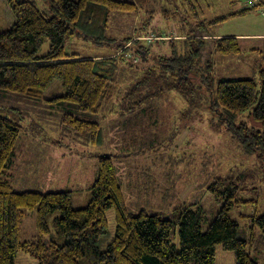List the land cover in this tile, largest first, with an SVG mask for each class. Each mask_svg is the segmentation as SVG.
<instances>
[{
	"label": "trees",
	"instance_id": "trees-1",
	"mask_svg": "<svg viewBox=\"0 0 264 264\" xmlns=\"http://www.w3.org/2000/svg\"><path fill=\"white\" fill-rule=\"evenodd\" d=\"M46 1L48 11L44 12L31 0H7L13 22L0 31V93L12 92L37 100L55 79H60L66 92L48 100L71 102L81 112L79 115L63 114L62 126L86 136L90 143L100 145L104 141V133L99 117L117 93L116 78L122 65L127 64L128 51L133 47V55L136 54L140 62L152 60L148 47L143 43L134 47L151 34L141 27L136 29L135 37L126 35L117 39L107 34L110 17L115 11L136 13L147 0ZM173 1L175 7L179 5L184 10L186 19L196 21L197 28L193 26L180 35L166 33L154 36L153 39L169 40L171 48V53L161 56L157 65L169 79L168 85L179 91L190 105L194 103L191 97L197 94L198 84H208L210 80L214 62L212 53L239 54L240 38L213 37L215 34L205 28L201 19H206L210 11L208 0ZM261 7H264L263 0L259 4L242 7L238 12L218 16L210 23H219L228 16L245 14ZM169 16L166 11V17ZM75 34L115 50L89 57L68 53L67 40ZM45 40L49 42L48 51L40 54ZM148 68H145L146 72L151 71ZM260 78V88L254 78H221L211 106L222 108V119L240 130L238 134L250 149L260 150L259 156L264 162V130H253L244 123L236 127L233 122L256 103L250 114L255 122L264 126V68L260 71ZM170 89L155 90L164 92ZM144 90L137 86L130 88L120 99L116 112L119 113L118 121L127 123L123 124L124 128L134 126L137 129L141 125L134 115L127 117L130 110L123 104L127 102L129 108H134L140 101L125 99ZM123 117L128 118L126 122L121 121ZM22 130L18 120L0 114V264H15L19 251L30 254L37 264H215L218 245L234 252L236 264H259L251 256L248 244L252 241L255 226L264 231V212L250 216L251 237H240L239 223L230 216L231 209L241 201L237 198L241 188L234 180L220 177L208 186L217 199L225 201L207 229L203 230L206 216L202 207L181 205L174 207L169 215L146 209L136 213L130 211L113 156L98 153L97 175L90 199L84 206L75 207L69 190L43 192L16 191L13 188L11 165ZM110 208L115 211L114 236L101 249L99 244L107 234V210ZM33 209L38 212L40 234L21 241L19 220L25 211ZM55 210L61 211L56 218L58 234L55 239L46 241L43 238L49 232L46 217ZM175 227L180 238L179 249L171 243Z\"/></svg>",
	"mask_w": 264,
	"mask_h": 264
},
{
	"label": "rangeland",
	"instance_id": "rangeland-1",
	"mask_svg": "<svg viewBox=\"0 0 264 264\" xmlns=\"http://www.w3.org/2000/svg\"><path fill=\"white\" fill-rule=\"evenodd\" d=\"M31 1H34L40 10L48 11L46 0ZM207 2L211 7L210 11L206 19L203 17L201 19L205 23V28L215 34L213 37L240 38L241 52L236 55L212 53L214 62L210 69V80L208 84H198L197 94L191 97L194 103L190 105L179 91L168 85L169 79L157 65L161 56L171 53L170 41L153 39V37L166 33L180 35L196 26V21L186 19L184 10L179 5L175 7L173 0H147L136 13L115 11L111 14L108 35L117 39L126 35L135 37L136 29L140 30L141 27L151 34L146 40L134 44V47L143 43L148 47L152 60L140 62L139 57L133 55L135 52L133 47L128 51L130 54L126 55L127 64L122 65L118 72L119 77L116 78L117 93L106 105L99 119L105 118V123H112L119 101L124 98L125 92L136 86L145 89L143 99V95L135 96V94H130L125 99V101H140L138 106L140 115L135 120H139L141 125L137 135L135 133L133 141L128 145L126 153L129 154L113 151L114 155L121 159L128 155V159L123 160V164L128 162L139 164L140 161L137 159L144 155L148 157L150 163L145 170L132 166L128 170L129 175H121L129 176L131 181L130 185L121 181L127 208L134 213L146 209L148 212L169 215L174 207L181 205L202 207L206 216L202 227L206 230L225 201L223 198L217 199L209 191L208 186L217 178H229L237 182L241 188L237 195L241 201L231 209L230 216L239 223L240 237L248 239L251 237L250 216L264 212V162L259 156L260 150L250 149L238 134L240 130L235 129L226 119H222V108L220 106L213 108L211 101L216 93L217 82L221 78H254L260 88L262 84L260 71L264 68V7L245 14L228 16L222 22L211 24L212 19L238 12L248 4L246 0H208ZM166 11L170 13L168 18ZM12 15L7 0H0V31L12 25ZM48 48L49 42L43 41L39 53H46ZM66 50L78 56H96L113 52L115 48L94 43L75 34L68 38ZM145 68L151 71L146 72ZM159 88L171 89L162 94L155 90ZM65 92L62 81L55 79L43 92L42 98L37 100L12 92L0 93V114L18 120L23 126L16 142V155L11 165L10 179L16 191L46 192L63 188L56 171L59 152L56 149L51 150L50 145V141L57 138L64 140L62 151L70 150L73 155L78 154H74L78 150L90 154L112 152L110 148L114 138H111V135L114 134L115 138L119 137L118 133H114L115 130L109 131L105 126L104 139H108L107 145L99 146L90 143L86 136L76 134L72 129L62 126L63 114H81L76 104L48 100ZM255 105L256 103L250 105L233 120L236 127H241L244 123L253 130H264V126L255 122L250 114ZM123 106L129 109L130 105L124 102ZM142 109H145V114L141 113ZM152 114L157 116V119H151ZM116 126L123 127V123ZM72 161L75 165L78 159L74 160L73 156ZM91 161L92 158H88L87 166L84 163L81 170L89 168ZM94 161L96 164L95 157ZM146 161L143 159L141 162ZM126 170L123 166V173ZM139 176L153 180L155 185L135 187L132 182ZM90 185L87 177H82L79 181L77 179L70 181L73 189V206L79 207L86 203L83 201L88 197ZM60 215V210L52 211L47 215L49 232L43 235L44 240L50 241L57 237L56 218ZM107 218V234L99 244L101 249H104L114 236L113 208L107 210ZM39 234L37 210L25 211L19 220V239L30 240ZM171 243L176 249L180 248L176 227L171 235ZM248 250L259 264H264V231L259 226L254 228ZM15 264H37V260L30 254L19 251L15 256ZM215 264H236L234 252L218 245Z\"/></svg>",
	"mask_w": 264,
	"mask_h": 264
},
{
	"label": "crops",
	"instance_id": "crops-1",
	"mask_svg": "<svg viewBox=\"0 0 264 264\" xmlns=\"http://www.w3.org/2000/svg\"><path fill=\"white\" fill-rule=\"evenodd\" d=\"M109 53V52H108ZM108 53H104V54H108ZM86 57H89V56H86ZM167 91H170V90H164V92H162V94L166 93ZM139 93L136 94V96H138ZM139 95H144V92L142 91L141 94ZM186 102V101H185ZM140 104L137 103V105L134 106V108H129L128 110H130V112L127 114V117H131V116H135L136 119L139 118V111L138 109L140 107H138ZM153 109V107H152ZM113 112H111L112 114ZM142 114H145V109H142L141 111ZM118 114L119 113H114V118H113V121L112 123H105L106 119H101V122H102V125H103V133H104V128H108L109 131H112V130H115L114 133H118L119 134V137L118 138H115L113 137L114 134L111 135V138H114V140L111 142L112 143V146H111V151L112 152H109V153H99V154H111L113 156V163H114V166H115V169H116V172H117V176L119 178V181L122 185V180L125 181L126 184L130 185L131 184V181H130V178L129 176H124L122 177L121 175H129V171L130 168L132 166H136L137 168H140L141 170H145L147 169L148 165L150 163L149 162V159L148 157H146L145 155L141 158H138L137 160L140 161V163L138 164L137 163H130L128 162V164H123V160H126L128 159V155L127 156H124V159H121L119 157H116L113 153V151H119V152H127L128 151V145L131 141H133V138L135 136V133L137 135L138 131L140 128H137V129H127V128H124V127H119V126H116L115 125H118L119 122L118 121ZM157 119V116H155L154 114L151 115V119ZM128 118H122L121 121L123 122H126ZM123 124H127V123H123ZM106 126V127H105ZM176 127L173 128V130H175ZM108 138V137H107ZM107 141L108 139H104L103 143L100 144L99 146H106L107 145ZM51 142V150L52 149H56V151H58V159H57V167H56V171H57V175H58V178H59V182H61V186L63 187L61 190H69L71 192V197L73 198V189L72 187L70 186V181H74L75 179H77V181H79L82 177H87V181H89V183L91 184L88 188V197L83 201V203H87L88 200L90 199V196H91V187H92V184L96 178V175H97V158H96V154L98 153H95V154H90L86 151H82V150H78V152H74L75 153H78L76 155H73L72 151H62V146L64 145V140H62V138H57L55 139L54 141H50ZM54 145V147H53ZM126 154H129V153H126ZM51 156V155H50ZM74 156V160L78 159V161H75V165L73 164V161L71 162L72 158ZM94 157L96 158V164H95V161H94ZM88 158H92V161L88 167H86V169L84 170H81V166L85 163L86 166H87V162H88ZM115 159V161H114ZM143 159L147 160L145 163L144 162H141ZM123 166L125 169H127L126 171H124L123 173ZM80 174H78V173ZM118 173H121L120 175ZM142 175V174H141ZM141 176H139V178H137L136 180H134L132 182V184L137 187V186H140V185H143V186H149V187H152L155 185V183L153 182V180L151 179H147V178H140ZM65 187V188H64ZM123 188V186H122ZM138 188V187H137ZM124 190V189H123ZM49 191H54V190H49ZM56 191V190H55ZM125 195V193H124ZM126 200V199H125ZM85 203V204H86ZM85 204H81L79 207H82L84 206Z\"/></svg>",
	"mask_w": 264,
	"mask_h": 264
},
{
	"label": "built area",
	"instance_id": "built-area-1",
	"mask_svg": "<svg viewBox=\"0 0 264 264\" xmlns=\"http://www.w3.org/2000/svg\"><path fill=\"white\" fill-rule=\"evenodd\" d=\"M261 0H246L247 2V6H253V5H256V4H259Z\"/></svg>",
	"mask_w": 264,
	"mask_h": 264
}]
</instances>
